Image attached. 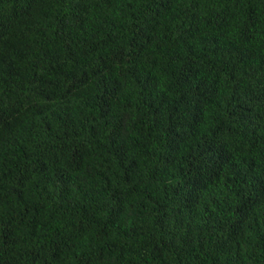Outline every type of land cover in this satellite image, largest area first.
I'll return each mask as SVG.
<instances>
[{
    "label": "trees",
    "instance_id": "obj_1",
    "mask_svg": "<svg viewBox=\"0 0 264 264\" xmlns=\"http://www.w3.org/2000/svg\"><path fill=\"white\" fill-rule=\"evenodd\" d=\"M0 264H264V0H0Z\"/></svg>",
    "mask_w": 264,
    "mask_h": 264
}]
</instances>
